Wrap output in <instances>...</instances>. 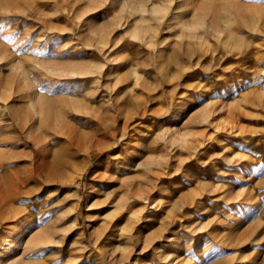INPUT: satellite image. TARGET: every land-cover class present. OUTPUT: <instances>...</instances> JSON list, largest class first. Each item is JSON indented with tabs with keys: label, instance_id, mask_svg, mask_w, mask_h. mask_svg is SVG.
Masks as SVG:
<instances>
[{
	"label": "rangeland",
	"instance_id": "rangeland-1",
	"mask_svg": "<svg viewBox=\"0 0 264 264\" xmlns=\"http://www.w3.org/2000/svg\"><path fill=\"white\" fill-rule=\"evenodd\" d=\"M136 1L0 0V173L8 185L21 181L0 221V264L18 259L22 239L55 229L59 235L62 226H75L86 245L96 241L98 162L105 157L98 143L115 120L129 117L137 133L127 150L128 194L141 187L150 197L136 264H264V14L255 28H228L236 43L227 30L212 36L207 26L189 29L200 9L264 10V0H145L165 8L147 22L140 11L130 13ZM142 23L157 25L155 45L133 32ZM99 32L108 36L114 69L95 79L124 88L121 116L93 77L78 73L103 59L90 48ZM180 41L194 44L179 52ZM148 157L166 173L146 176ZM86 161L71 220L69 173ZM24 226H32L28 235H21ZM47 251L38 259L72 264L65 251Z\"/></svg>",
	"mask_w": 264,
	"mask_h": 264
},
{
	"label": "bare ground",
	"instance_id": "bare-ground-1",
	"mask_svg": "<svg viewBox=\"0 0 264 264\" xmlns=\"http://www.w3.org/2000/svg\"><path fill=\"white\" fill-rule=\"evenodd\" d=\"M111 1V0H109ZM186 2L188 0H185ZM91 5V4H90ZM190 7L195 8L196 5L189 2ZM98 5L93 7H86L83 11H76V16L82 17L85 12H90L97 8ZM134 9H130V13H136L140 11L142 13L141 21L147 22L149 19L157 20L159 12L165 11V8H158L148 6L145 0H138L132 6ZM200 13L195 18L194 23L189 28L194 30V28L209 27L212 36H219L221 32L227 30V39L232 40L236 43L234 38V33L229 32L228 28L232 26L233 23L238 22L241 25L246 26L249 29L255 28L261 21L264 14V10H254L245 11L238 6L223 7V10L208 11L206 9H200ZM163 11V12H164ZM221 11V12H220ZM158 13V14H157ZM221 13V14H220ZM87 14V13H86ZM211 15L208 19L207 16ZM150 16V18H149ZM133 32L137 35L142 36L141 39L148 46L155 45L153 40L154 35L157 33V25L151 23H146L134 28ZM182 34L191 35V32L186 29ZM205 41H200L201 44ZM108 36L99 32L96 37L95 42L90 46L91 49L98 50L103 59L97 61V63L91 67H78V73L83 75H88L93 77V81L97 84V88H102V95L108 94V102H105L107 107L116 112L117 116H121L124 112H121L122 108L117 106V97L124 90L122 87H117L112 83V80L103 79V85L101 83V78L95 79L98 73H102L103 70H109L111 74L113 73L114 67L112 66V57L110 53L106 54L108 45ZM193 42H178L177 51L181 52L183 48L187 45H193ZM112 45V44H110ZM113 46V45H112ZM180 59L177 61L179 62ZM182 63V62H180ZM107 64V65H106ZM139 76L138 74H136ZM89 91H93L91 87ZM42 119V116H47L44 110L37 111ZM107 113V112H106ZM126 114V112H125ZM108 120L111 119L110 114L107 113L106 117ZM130 118V117H129ZM126 118L122 124H118L115 120L112 133L108 134L109 130H106V135L102 141H99L98 146L101 152L105 153V157L101 158L98 162L101 165L99 172L98 184L100 188L97 190V211L99 218V233L97 235L96 241L91 245H86V237L79 234L75 235L73 227L75 226H62L60 228V234L55 235L58 230L55 229L53 232L48 233L45 236L36 234L28 240H23L21 242V251L18 259L8 260L4 264H49L47 260H39V256L45 255L47 250L53 252L55 255H61L64 251L68 253L72 264H136L138 260V254L133 255L134 247L140 240V234L142 233L141 222L143 219L142 213L147 211L149 208L148 200L150 197L145 195V192L139 189V192L134 191L133 194H128L127 186L129 183L133 182L129 178L125 177L127 169L131 165L130 155H127V150L129 147L135 146L136 144V126L134 121H129ZM109 124V121L107 122ZM172 132V139L176 137V132L174 128L170 130ZM106 138V139H105ZM142 140L141 143H143ZM142 147V146H141ZM110 149V150H109ZM4 164L0 160V167ZM89 166V162L86 161L80 167L73 168V172L69 173L70 179V190L73 196L72 206L70 207L71 220L75 218L79 200L80 192L79 188L82 184V179L84 172ZM77 167V166H76ZM149 171V175L153 174L155 177H161L166 173L162 163L158 165H153L150 157L145 158L144 161V173ZM142 184V183H141ZM21 186V181L18 184H7V179L0 173V221L4 219V214L6 212L7 206L11 200V196L17 189ZM151 186V185H150ZM153 187V186H152ZM148 191L150 190L147 189ZM138 205L142 206L137 209L136 202ZM159 204L154 203L157 207ZM12 227V226H8ZM32 226H24L21 230V235L32 231ZM165 239L163 235L159 236V240ZM147 247V246H146ZM163 255V254H162ZM161 257V256H160ZM168 254L162 256V258H167ZM175 258H178L175 256ZM179 260H177L178 263ZM53 264V263H52Z\"/></svg>",
	"mask_w": 264,
	"mask_h": 264
}]
</instances>
